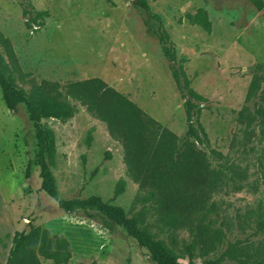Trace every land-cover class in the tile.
<instances>
[{
    "label": "rangeland",
    "instance_id": "374dc122",
    "mask_svg": "<svg viewBox=\"0 0 264 264\" xmlns=\"http://www.w3.org/2000/svg\"><path fill=\"white\" fill-rule=\"evenodd\" d=\"M147 2L161 16L177 58L187 59L183 68L189 85L205 97L197 116L209 148L221 153L216 158L207 150L211 163L236 164L245 177L239 188L229 182L213 196L214 223L189 259L183 253L188 231L161 226L152 210L136 200L138 183L127 174L121 144L110 137L103 122L69 99L68 120H42L55 137L50 170L56 196L67 200L97 195L121 207L128 217L147 225L155 238L174 247L182 263L242 264L227 256L217 261L234 245L252 254L245 264H257L253 257H264V124L255 113L264 86V15L251 0ZM24 8L32 10L31 16L41 11L48 15L30 23ZM199 9L211 21L209 32L185 18ZM0 31L10 40L19 68L36 80L99 77L161 125L184 134L183 98L157 38L146 31L143 13L133 0H0ZM257 65L263 67L258 72L259 90L246 100ZM241 109L246 117L239 123ZM36 151L25 106L8 110L0 90V264H5L14 233L36 227L67 239L72 256L66 264H154L122 227L109 230L100 217L90 218L81 210L66 213L40 190ZM120 179L124 187L116 192Z\"/></svg>",
    "mask_w": 264,
    "mask_h": 264
},
{
    "label": "trees",
    "instance_id": "16d2710c",
    "mask_svg": "<svg viewBox=\"0 0 264 264\" xmlns=\"http://www.w3.org/2000/svg\"><path fill=\"white\" fill-rule=\"evenodd\" d=\"M264 15V1L251 0ZM133 5L143 13L146 31L157 38L163 57L167 60L170 76L176 90L183 98L186 128L179 136L130 100L126 95L108 85L99 77L66 81L36 80L29 72H23L17 62L15 51L8 37L0 31V90L6 108L16 112L23 104L35 130L37 151L36 162L41 179L40 190L56 199L60 209L66 213L83 211L88 217H100L102 225L112 230L114 225L122 227L139 246L146 249L154 264H185L179 261L180 253L162 239L155 238L148 226L138 223L135 217H128L124 210L104 201L97 195L79 199H58L51 160L56 152L55 137L51 129L44 126L43 119L65 122L71 117L74 100L85 107L94 118L105 124L110 137L117 140L123 150V160L129 177L138 183L136 200L152 210L159 224L167 229L187 230L189 241L183 244V253L191 258L192 250L210 232L214 223L211 214L217 213V202L213 196L231 185L239 188L245 173L236 164L218 162L214 166L207 150L209 138L197 114L205 97L194 90L186 75L184 57L177 58L173 42L163 24L161 16L152 11L147 0H133ZM23 14L30 16V23L47 16V11L36 12L24 8ZM186 20L209 32L211 21L204 10L186 13ZM261 65L249 83L246 100L256 96L259 90ZM19 79L22 84L17 82ZM28 84V87H24ZM260 99V100H259ZM255 113L264 124V86L260 89ZM245 110L238 112L237 121L245 119ZM29 163L26 176L29 175ZM124 187V181L117 183L116 192ZM258 222H262L258 219ZM72 256L67 239L52 236L39 227L16 231L12 238L5 264H43L40 257L52 260L53 264H66ZM228 257L245 264L252 254L239 251L234 245L228 247L217 259ZM254 256V255H253ZM215 261L205 264H213ZM253 262L264 264L253 257ZM186 264H192L190 261Z\"/></svg>",
    "mask_w": 264,
    "mask_h": 264
}]
</instances>
